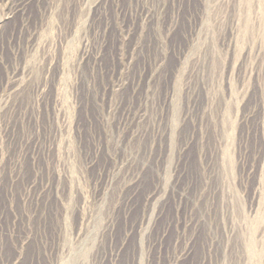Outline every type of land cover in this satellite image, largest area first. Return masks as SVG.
I'll list each match as a JSON object with an SVG mask.
<instances>
[{
  "label": "rangeland",
  "instance_id": "374dc122",
  "mask_svg": "<svg viewBox=\"0 0 264 264\" xmlns=\"http://www.w3.org/2000/svg\"><path fill=\"white\" fill-rule=\"evenodd\" d=\"M0 264H264V0H0Z\"/></svg>",
  "mask_w": 264,
  "mask_h": 264
}]
</instances>
